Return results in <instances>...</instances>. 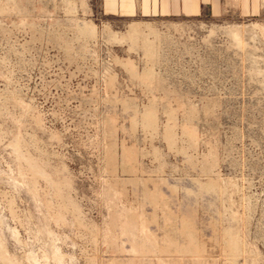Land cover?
I'll list each match as a JSON object with an SVG mask.
<instances>
[{
  "label": "rangeland",
  "instance_id": "rangeland-1",
  "mask_svg": "<svg viewBox=\"0 0 264 264\" xmlns=\"http://www.w3.org/2000/svg\"><path fill=\"white\" fill-rule=\"evenodd\" d=\"M237 9L0 0V264H264V0Z\"/></svg>",
  "mask_w": 264,
  "mask_h": 264
},
{
  "label": "crops",
  "instance_id": "crops-1",
  "mask_svg": "<svg viewBox=\"0 0 264 264\" xmlns=\"http://www.w3.org/2000/svg\"><path fill=\"white\" fill-rule=\"evenodd\" d=\"M253 0H100L105 13L125 17L195 16L203 12L221 15L227 10L239 11ZM244 5V6H243Z\"/></svg>",
  "mask_w": 264,
  "mask_h": 264
}]
</instances>
